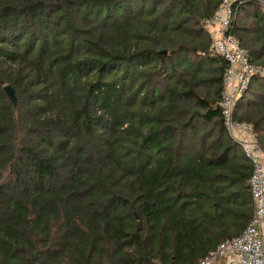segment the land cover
<instances>
[{
  "label": "trees",
  "instance_id": "16d2710c",
  "mask_svg": "<svg viewBox=\"0 0 264 264\" xmlns=\"http://www.w3.org/2000/svg\"><path fill=\"white\" fill-rule=\"evenodd\" d=\"M220 1L0 0V264H196L244 230L251 163L203 23ZM233 12L264 64L263 4ZM251 81L234 118L264 151Z\"/></svg>",
  "mask_w": 264,
  "mask_h": 264
},
{
  "label": "built area",
  "instance_id": "2783aa9c",
  "mask_svg": "<svg viewBox=\"0 0 264 264\" xmlns=\"http://www.w3.org/2000/svg\"><path fill=\"white\" fill-rule=\"evenodd\" d=\"M235 1L221 0L203 23L211 36L210 51L225 61L218 105L226 132L251 163L248 185L253 212L240 234L224 239L196 264H264V151L251 124L234 118L235 104L253 77H264V64L252 62L231 32ZM260 2L264 7V0Z\"/></svg>",
  "mask_w": 264,
  "mask_h": 264
},
{
  "label": "water",
  "instance_id": "95a60500",
  "mask_svg": "<svg viewBox=\"0 0 264 264\" xmlns=\"http://www.w3.org/2000/svg\"><path fill=\"white\" fill-rule=\"evenodd\" d=\"M162 52L163 53H166L165 50H163ZM2 88H3L6 96L8 97V99L10 100V102L12 103V105L14 107L15 106V103H16V98H15L13 89L8 84L3 85ZM191 196L192 197H195L194 193H191Z\"/></svg>",
  "mask_w": 264,
  "mask_h": 264
},
{
  "label": "crops",
  "instance_id": "0c3cea01",
  "mask_svg": "<svg viewBox=\"0 0 264 264\" xmlns=\"http://www.w3.org/2000/svg\"><path fill=\"white\" fill-rule=\"evenodd\" d=\"M254 81V80H253ZM253 81H251L250 83H252ZM236 105V104H235ZM234 113H235V107H234Z\"/></svg>",
  "mask_w": 264,
  "mask_h": 264
},
{
  "label": "rangeland",
  "instance_id": "374dc122",
  "mask_svg": "<svg viewBox=\"0 0 264 264\" xmlns=\"http://www.w3.org/2000/svg\"><path fill=\"white\" fill-rule=\"evenodd\" d=\"M247 19V18H246ZM260 63V62H259Z\"/></svg>",
  "mask_w": 264,
  "mask_h": 264
}]
</instances>
